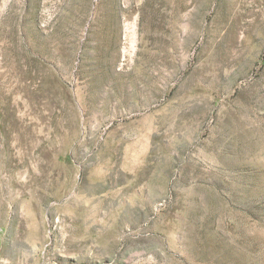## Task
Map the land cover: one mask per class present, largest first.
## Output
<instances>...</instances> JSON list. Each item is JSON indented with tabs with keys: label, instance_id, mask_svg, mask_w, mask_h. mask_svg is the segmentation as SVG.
Segmentation results:
<instances>
[{
	"label": "rangeland",
	"instance_id": "obj_1",
	"mask_svg": "<svg viewBox=\"0 0 264 264\" xmlns=\"http://www.w3.org/2000/svg\"><path fill=\"white\" fill-rule=\"evenodd\" d=\"M0 264H264V0H0Z\"/></svg>",
	"mask_w": 264,
	"mask_h": 264
}]
</instances>
